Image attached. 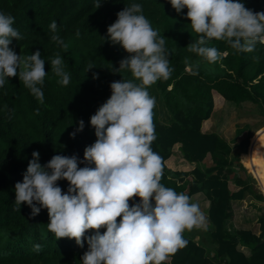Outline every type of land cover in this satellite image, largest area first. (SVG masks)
I'll return each instance as SVG.
<instances>
[{
	"label": "trees",
	"instance_id": "trees-1",
	"mask_svg": "<svg viewBox=\"0 0 264 264\" xmlns=\"http://www.w3.org/2000/svg\"><path fill=\"white\" fill-rule=\"evenodd\" d=\"M241 2L253 12H264V0ZM132 3L142 5L143 15L166 39L170 67L174 68L168 80L154 84L171 118L163 124L153 115L157 138L151 147L163 158L161 183L190 199L202 197L198 204L206 216L205 226L185 231L187 246L171 255L166 264H264V214L259 216L258 235L250 230L230 233L226 227L233 218V202L264 201L246 172L256 177L264 194V172H253L248 157L249 151L256 153L264 143V129L251 138L257 141L248 152V135L232 143L209 130L223 101L237 108L250 104L255 109L239 110L238 124L264 118V44L257 43L252 53H238L224 41L213 40L210 46L227 55L209 63L188 51L198 34L185 18L187 9L178 14L169 0H101L99 8L95 0H0V12L15 18L14 27L24 37L10 47L21 55L39 51L47 73L43 104L18 77L6 78L0 87V264H81L87 243L81 248L74 239H56L47 227V209L34 217L26 204L18 211L14 186L22 182L34 151L40 153L43 166L54 155L75 154L83 160L84 149L95 142L90 117L110 98L112 82L131 78L127 71H115L128 53L108 39L107 29L115 23L117 13ZM53 20L67 48L52 41L49 24ZM57 54L71 77L67 86L51 71V59ZM195 63H199V74L193 76L188 67ZM88 65L94 68L86 72ZM148 91L151 95V87ZM80 120L83 131L73 138L70 134ZM235 135H242L237 126ZM57 185L62 193L67 191V181H57ZM138 202L133 198L129 203ZM104 231L100 229L101 234ZM91 234L89 230L85 237ZM35 244L42 245L40 252L33 250Z\"/></svg>",
	"mask_w": 264,
	"mask_h": 264
},
{
	"label": "clouds",
	"instance_id": "clouds-1",
	"mask_svg": "<svg viewBox=\"0 0 264 264\" xmlns=\"http://www.w3.org/2000/svg\"><path fill=\"white\" fill-rule=\"evenodd\" d=\"M169 2L178 14L187 9L185 18L198 34L187 49L209 63L227 55L210 46L213 40L224 41L238 53H252L257 43L264 44V12H253L241 0ZM95 6L99 8L101 0H95ZM14 23L12 15L0 12V87L6 78L18 77L43 104L45 60L39 51L21 55L10 47L24 38ZM49 30L52 41L67 48L55 20ZM107 34L128 53L115 71H127L131 78L112 82L110 98L90 117L96 140L84 149L83 160L75 154L54 155L42 166L40 153L31 154L22 182L14 186L17 210L26 204L34 217L47 209V227L56 239H74L81 248L87 243L81 264H166L171 255L187 246L185 231L206 224L199 204L161 183L163 158L151 147L157 138L153 123L156 98L148 88L168 80L174 68L170 67L166 39L143 15L141 4L132 3L118 12ZM50 66L59 83L67 86L71 77L59 54ZM93 68L88 65L86 72ZM198 70L199 63L188 67L193 76ZM83 128L80 120L70 135L74 138ZM80 164L85 166L78 167ZM60 180L68 182L66 192L57 185ZM133 198L139 202L130 206ZM100 229H105L103 234ZM89 230L92 234L85 237ZM33 250L40 252L42 245L35 244Z\"/></svg>",
	"mask_w": 264,
	"mask_h": 264
},
{
	"label": "rangeland",
	"instance_id": "rangeland-1",
	"mask_svg": "<svg viewBox=\"0 0 264 264\" xmlns=\"http://www.w3.org/2000/svg\"><path fill=\"white\" fill-rule=\"evenodd\" d=\"M151 87V96L156 98V105L153 109V115L155 118L163 123L168 124L170 123V116L169 113L165 110L160 98L158 97L157 93L154 90V84ZM247 111V110H255L250 104H243L240 108L235 107L232 103L222 102L220 109H218L212 118L211 127L209 128L210 131H215L218 134L224 136L230 142L235 143L241 140L245 135L249 136V145L247 148V152L249 151V147L251 144V138L256 134L257 131L264 129V118H256L250 119L249 124H238L240 120L238 119V111ZM236 126L238 132L242 133L240 137L235 135ZM257 139L252 141V146L255 144ZM255 154V155H254ZM249 163L252 171L254 172L256 169H261L264 172V143L261 145L260 149L256 152H250L249 154ZM248 159V158H247ZM239 161L241 162V158L239 156ZM243 165V164H242ZM244 167V166H243ZM245 168V167H244ZM254 189L257 193L261 194L264 198V194L260 188V184L255 181ZM264 191V190H263ZM247 201H243L240 203H236L232 206L233 212H235V216L237 217L235 222L234 219L231 221L229 225V232H235L239 230L238 228H251L254 229L251 224L253 223L256 217H259L264 214V201L257 202L252 201L250 203V199H246Z\"/></svg>",
	"mask_w": 264,
	"mask_h": 264
},
{
	"label": "crops",
	"instance_id": "crops-1",
	"mask_svg": "<svg viewBox=\"0 0 264 264\" xmlns=\"http://www.w3.org/2000/svg\"><path fill=\"white\" fill-rule=\"evenodd\" d=\"M251 146H252V140H251ZM250 150H251V148H250ZM249 154H250V151H249ZM240 158H241V155H240ZM242 162V161H241ZM244 166V165H243ZM246 169V168H245ZM246 172L249 174V175H251V177H253V179L255 180V181H257V179H256V177H254L252 174H250L249 172H248V170L246 169ZM258 182V181H257ZM202 198V197H201ZM200 197H199V195H196V196H194V197H192L191 199H190V202H193V203H197L198 204V202L199 201H201L202 199H201ZM243 201H247V200H243ZM243 201H236V202H233L232 203V206L233 205H235L236 203H240V202H243ZM250 203H252V201L250 200L249 201ZM204 205V204H203ZM235 213V212H234ZM233 213V218L231 219V220H229L228 221V223H227V225H226V227H227V230L229 231V225H230V223H232L231 221H233V219H234V222H235V220H236V216H235V214ZM258 221H259V217H256L255 219H254V221H252L253 223L251 224V226L254 228L253 230L251 229V228H238L239 230H250L252 233H254L255 235H258L259 234V226H258ZM201 229H203V228H201ZM237 248L238 249H241V250H245L246 248H244V247H240V246H237Z\"/></svg>",
	"mask_w": 264,
	"mask_h": 264
}]
</instances>
